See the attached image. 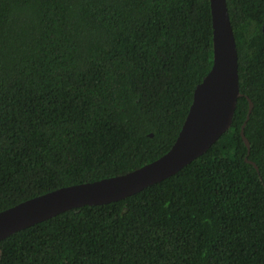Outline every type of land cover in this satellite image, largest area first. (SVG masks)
<instances>
[{
  "label": "trees",
  "instance_id": "trees-1",
  "mask_svg": "<svg viewBox=\"0 0 264 264\" xmlns=\"http://www.w3.org/2000/svg\"><path fill=\"white\" fill-rule=\"evenodd\" d=\"M226 3L228 130L138 192L11 233L0 264H264V0ZM211 62L209 0H0V210L158 158Z\"/></svg>",
  "mask_w": 264,
  "mask_h": 264
},
{
  "label": "water",
  "instance_id": "water-1",
  "mask_svg": "<svg viewBox=\"0 0 264 264\" xmlns=\"http://www.w3.org/2000/svg\"><path fill=\"white\" fill-rule=\"evenodd\" d=\"M212 26V62L196 84L178 134L169 149L158 158L131 171L98 180L62 186L25 199L0 210V240L36 222L65 210L119 200L160 181L207 150L231 125L237 98L243 95L238 85V55L226 0H209ZM264 28V27H263ZM240 135L247 152L249 141ZM251 162L257 169L256 164Z\"/></svg>",
  "mask_w": 264,
  "mask_h": 264
}]
</instances>
